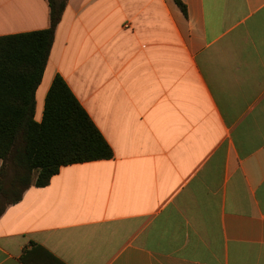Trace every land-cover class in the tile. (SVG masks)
Returning a JSON list of instances; mask_svg holds the SVG:
<instances>
[{
  "label": "crops",
  "instance_id": "0c3cea01",
  "mask_svg": "<svg viewBox=\"0 0 264 264\" xmlns=\"http://www.w3.org/2000/svg\"><path fill=\"white\" fill-rule=\"evenodd\" d=\"M181 1L68 0L35 120L59 75L114 156L9 206L0 264H264V0ZM49 26L0 0V37Z\"/></svg>",
  "mask_w": 264,
  "mask_h": 264
},
{
  "label": "trees",
  "instance_id": "16d2710c",
  "mask_svg": "<svg viewBox=\"0 0 264 264\" xmlns=\"http://www.w3.org/2000/svg\"><path fill=\"white\" fill-rule=\"evenodd\" d=\"M45 30L0 37V217L32 186L44 188L64 166L109 160L113 150L85 109L57 75L35 120L40 85L68 0H47ZM187 16L181 0H174ZM26 264L34 263L27 256ZM56 263L52 255L48 256ZM60 264V263H58Z\"/></svg>",
  "mask_w": 264,
  "mask_h": 264
}]
</instances>
